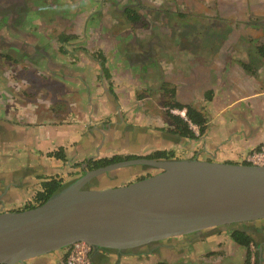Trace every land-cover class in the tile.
Here are the masks:
<instances>
[{
	"label": "crops",
	"instance_id": "crops-1",
	"mask_svg": "<svg viewBox=\"0 0 264 264\" xmlns=\"http://www.w3.org/2000/svg\"><path fill=\"white\" fill-rule=\"evenodd\" d=\"M65 1L77 6L80 1L86 0H60L62 5ZM125 1L121 0L122 3ZM224 1L232 0H217V10L220 15L230 16L231 11L229 12L222 4ZM50 5L52 6L45 3L46 11L40 15L43 25L51 26V30L43 32L46 38L51 37L52 29L57 27L54 24L59 23L58 18L60 22H69L71 20L69 17L74 15L72 23L77 24L78 20H82V16L89 17L91 13L72 11V14H67V7L62 12L65 6H60L59 15L56 7L53 10H56L55 23L47 13ZM238 7L240 5L236 4V8ZM233 14L235 13H231L232 17ZM88 21L85 19L82 23L86 25ZM59 34L68 35L61 31L57 37ZM72 34L77 35L76 32ZM31 37L24 42L28 53L35 54L33 57L35 61L30 59L32 61L25 64L28 65L30 74L39 75L33 65L39 62L41 67H46V78L37 82L32 80L21 81L22 84L14 83L16 86L11 83L12 87L18 90L23 87L22 94L15 88L17 92L6 94V101L0 97V211H15L31 202L44 179L58 178L64 184L71 182L80 174L79 167L74 168L73 165L85 163L88 158L94 156H97L94 159L97 160L115 155L138 156L143 151L149 155L157 150H171L176 159H191L195 156L197 160L202 161L239 163L247 152L264 144V111L258 109V105L264 103V85H261L262 81L250 62L241 60L222 64L219 66L221 73L217 75L212 72L216 64L205 61L191 62L189 58L187 63L182 62L180 58H175V55L189 54V50L184 47L167 48L159 45L156 41L157 32L153 34L150 32L145 39H141L145 40L143 46L137 45L134 39L131 47L121 45L112 47L113 58L104 56L112 68V71L108 72L110 77L108 83L105 84L104 81L96 79L97 63L92 57L91 50H88L90 53L79 50L77 54L78 50L67 51L68 47L62 49L61 46H54L52 41L49 45L46 43L44 47L39 48L37 44L39 36ZM137 37L139 39L138 35ZM149 37L152 39L149 40ZM73 41L74 44L78 43L76 40ZM117 42L119 44V41ZM153 42H157L156 45H153ZM146 43L147 46H144ZM69 44L70 42L67 45ZM159 54L172 55L174 59L167 61L169 64H163L161 73L157 74L162 78L161 85L158 79L156 80L158 85H148L147 82L151 80L149 74L153 69H136L135 66L140 65L139 62L142 60L144 64L147 56ZM83 55L86 56L85 59ZM247 55L253 56L250 51ZM254 55L264 59L257 54L256 48ZM123 56H126L131 64L124 59L123 61L118 59ZM175 59L178 60L174 61ZM116 60L121 62L115 64ZM209 60L214 61V56ZM69 61L75 64L72 65ZM243 64L250 66L251 71L245 70ZM153 66L156 67V62ZM136 71L140 74H136ZM157 75L155 78H158ZM164 83L167 84V93L161 95L159 91ZM8 84L7 86L0 84V87L9 88ZM146 85L148 89L153 86L152 89L156 90L153 93L157 94V97L164 96L163 101L178 102L200 110L206 118V133L198 140L190 141L170 133L173 127L171 121L157 116L147 119L138 113L135 115L130 113L125 120L123 112L130 109L125 110L124 104L130 108L135 102L132 101L135 93L141 89L147 90ZM170 89L174 90L173 97ZM208 92L211 96L209 101L205 99ZM146 99L150 98L144 100ZM202 100L208 102L206 104L208 106L197 105ZM243 108L244 110H241ZM112 112L116 119L102 122V119ZM59 148L64 149L65 162L48 156ZM181 152L186 158L179 157ZM180 247L183 249V255L173 254V249ZM164 250L165 253L161 255ZM242 250L230 236L223 235L222 232L210 234L199 232L154 243L144 252L139 251L132 255L117 256L114 253L94 252L92 262L180 264V258L184 263H190L192 253L197 255L196 260H203L205 258L201 256L210 252L215 253L217 263H221L223 259L238 256ZM64 253V250L55 251L29 259L24 264H61ZM261 258V264H264V251Z\"/></svg>",
	"mask_w": 264,
	"mask_h": 264
},
{
	"label": "water",
	"instance_id": "water-1",
	"mask_svg": "<svg viewBox=\"0 0 264 264\" xmlns=\"http://www.w3.org/2000/svg\"><path fill=\"white\" fill-rule=\"evenodd\" d=\"M134 166L157 173L121 186L97 183ZM80 170L42 205L0 211V264H24L76 242L91 246L92 255H132L199 232L246 233V223L264 220V167L142 157Z\"/></svg>",
	"mask_w": 264,
	"mask_h": 264
},
{
	"label": "rangeland",
	"instance_id": "rangeland-1",
	"mask_svg": "<svg viewBox=\"0 0 264 264\" xmlns=\"http://www.w3.org/2000/svg\"><path fill=\"white\" fill-rule=\"evenodd\" d=\"M73 2L76 3V1ZM216 2L217 0H126L125 3H122L121 0H86L80 1L77 6H72V4L67 1H65L63 5L62 2H60V6H65L62 12H64L65 8L67 7V14H72V11L73 13L74 11H89L91 13H89V17L85 14L86 16H82V20H78L79 22L77 24H74L72 23V19L75 18L73 17L74 15L72 17H69L71 19L69 22H60V19L58 18L59 23H56V10L51 12V14L47 12L49 18L51 17L52 22H55L56 24L54 25L57 26H54L55 28L52 29L51 38L47 41L48 45L52 41L54 46H61L62 48L63 45H60L53 37H55L61 30L66 32L68 35H73L72 33L76 32L77 35H75V40L76 42L78 41V43L74 44V41H71L69 45H64L66 48L68 47L69 50L67 51L74 52L75 50H78V54L79 50L81 49L86 50L87 52H89L88 50H91L95 54L101 52L103 56H109L110 59L111 57H114L111 54L112 47L118 45H121L123 47H131L134 39L136 40L137 45L143 46L142 43H144L145 40L141 41V39H145V36H147L150 32L152 34L154 32H157L158 40L156 41L159 43V45H163L167 48L179 47L180 49H182V47H184L189 50V54H181L179 56L175 55V58H180L182 62L184 61L187 63V58H189V61L191 62L205 61L207 63L216 64V66L212 68V72H215L218 75L219 73H221L219 71V68L222 64L243 60L244 62H250L252 67L257 71L258 77H260V81H262L261 85H264V59L255 57L254 55V48H256L260 44H264V0H232L222 2L224 7L227 8L229 12L231 11V13H235L233 14L234 17L231 16V13L230 16L220 15L217 10L218 7ZM236 4H239L240 7L236 8ZM60 6L57 3V14L59 15H61ZM129 9L134 10L138 15H140L143 18V21L147 22L145 24L148 27L140 28V24L130 23L126 17L125 12ZM41 13L44 14L45 12L42 11ZM85 19L89 20L86 25L82 23L85 21ZM50 27L51 26L47 27V25L43 26L42 21L40 23L36 22V24L32 25L29 29L31 32H37L39 29H41V33L43 34V32L46 31L45 29L51 30ZM137 35L139 36V39ZM150 39H152V37H149V40ZM117 41H119V44ZM157 42H153V45H156ZM144 46H147V43ZM249 51L253 54V56L247 55ZM105 52L106 54H104ZM84 55L83 59L86 58V56ZM212 56H214V61L209 60V58ZM118 59H121L122 61L124 59V61L131 64L130 60H128L126 56L118 57ZM173 59L174 57L172 55L167 54H159L153 56L150 55L147 56L144 64H142L144 62V60H142L141 62H139L141 64L135 67L136 69H153L152 73L149 74L151 80L148 81L147 84L153 86L158 85L156 81L158 79V82H160L159 84L161 85L162 78H159V75L157 74L161 73L160 70H162V67H164L163 64H169V62L167 61H173ZM177 60L178 59H175L174 61ZM17 62V65L11 66L8 63L5 64L0 61V84H4L7 86V84L9 83L8 85L10 86L9 88H7L6 86L0 87V92L2 91V93H0V97H2L4 101L7 100L6 94L10 95L13 91H16L17 88L14 87L16 86L14 85V83L22 84L21 81L34 80L37 82L38 80H41L39 78V75L29 73L30 71L27 67L28 65L25 66L26 64L23 63L22 60L19 59L17 60ZM69 62L70 64L72 63L71 61ZM120 62L116 60L115 64ZM155 62L156 67L154 68L153 64ZM106 63L105 67L107 69V72L112 71L110 62L107 60ZM157 63L159 65L162 64V66L157 65ZM73 64H75V62H73L72 65ZM154 69H156V71H154ZM96 72V79H100L104 81L105 84H107L108 79H105V74L98 64L96 66ZM135 73L140 74L139 71H136ZM156 75L158 76V78H155ZM135 76L136 75L134 74V79ZM140 80L142 81V79ZM11 83H13V87ZM153 86H151V89H148L146 85L147 90L141 89L137 91L134 95V98L132 99V101L135 102L130 106V108H128V106L124 104L125 110H131L123 112L124 119H128L127 116L130 113H134V115L138 113V115L144 116L147 119H149L151 116H157L170 122V119L167 117L166 109L164 107V104L169 103V101H163L165 100L164 96L157 97V94L153 93V91H156L152 89ZM23 90L24 88L22 87L18 91L22 94ZM3 91H6V93ZM148 92L150 94H148ZM159 92L161 95H165L167 93H164V87L162 86ZM148 97L150 99L144 100ZM207 103L208 102H205V100H202L200 103H197V105L206 107L208 106L206 105ZM244 108L246 107L244 106ZM244 108L241 110H244ZM258 109L260 111H264V103L258 105ZM114 119L116 118L112 112L108 117L102 119V122L106 123ZM190 143H188V145ZM143 152H140L138 156H147V153ZM179 157L186 158V155L181 152L179 154ZM195 158L196 157L194 156L191 159ZM125 170L128 169L124 168L116 170L109 173V175H106L105 177L109 176V178L107 177V180L104 181L103 185H125L127 183L134 182L141 175H145V173L149 172L151 175L157 173V171L155 170L146 168L145 172L134 171L136 173H134V176L131 175L129 177H123L120 174ZM244 227L250 229V231L254 230L247 225ZM241 228L243 229V227ZM220 230L222 231L223 235L229 236V231L225 230L224 228H221ZM257 241L259 242L260 239L258 238ZM181 247L173 249V254L182 256L183 249ZM254 247L256 261V244H254ZM163 253H165V251L162 252L161 255H163ZM214 254L215 253L209 252L201 256V258L205 259L196 260L197 255L192 253L190 257V263H184L180 258V264H243L246 251L242 250L241 253L238 256H234L233 259H223L221 263H217V259L215 258ZM255 261L254 264H257V262Z\"/></svg>",
	"mask_w": 264,
	"mask_h": 264
},
{
	"label": "trees",
	"instance_id": "trees-1",
	"mask_svg": "<svg viewBox=\"0 0 264 264\" xmlns=\"http://www.w3.org/2000/svg\"><path fill=\"white\" fill-rule=\"evenodd\" d=\"M126 17L129 22L131 23H140L141 26H146L145 22L142 21V18L140 15H138L134 10H127ZM76 37L73 35H65L61 34L58 36L57 40L61 44L69 43L73 40H75ZM82 50V49H81ZM86 51V50H82ZM257 54L264 58V44H260L256 47ZM92 57L95 59L96 63L100 66L101 70L105 74V79L109 80V74L107 72V69L105 67L106 58L102 55L101 52H98L97 54L93 53ZM243 68L245 70L251 71L250 66L243 64ZM167 84H163L162 87H164V93L167 92L166 86ZM163 89V88H162ZM171 96H174V90H169ZM206 93L205 99L210 100L211 96ZM164 107L166 109V115L170 119L172 128L169 131L172 134L177 135L179 138H185L188 140H198L201 136H203L206 133V118L204 114L197 110L196 108L190 106V105H183L178 102L173 103H165ZM171 110H178V111H184L185 112V118H182L180 115L172 114ZM190 125L195 126L198 130V133L196 134L190 127ZM258 148V147H257ZM255 148V149H257ZM49 157H53L57 160L66 161V156L64 153L63 148H59L56 151H53L48 154ZM136 158H142L140 156L130 155V156H121V155H115L111 158H100L97 160H90L88 162H80L77 164H74L73 167H81L84 166V169L90 171L94 170L100 167H104L116 162H121L124 160H131ZM145 158L148 159H154V160H170L174 158V152L171 150H157L153 153L145 156ZM128 170L123 171L120 175L123 177H129L132 175V172L134 171H141L145 172L146 167H140V166H134L130 168H126ZM151 176L150 173H145V175H141L137 178V180H141L144 178H147ZM65 184L62 182V180L58 178H50V179H44V181L41 183V188L38 192L35 193L33 196L31 202L23 206L22 208L15 210V211H23L26 209H31L38 207L45 203L55 192L59 191ZM230 239L238 245L240 248L244 249L246 251L245 254V260L243 264H250V252H249V246L250 244H256L255 240L252 236L247 235L243 232L233 230L229 232ZM256 262V261H255ZM156 264H168L166 262H157ZM256 264V263H255Z\"/></svg>",
	"mask_w": 264,
	"mask_h": 264
},
{
	"label": "flooded vegetation",
	"instance_id": "flooded-vegetation-1",
	"mask_svg": "<svg viewBox=\"0 0 264 264\" xmlns=\"http://www.w3.org/2000/svg\"><path fill=\"white\" fill-rule=\"evenodd\" d=\"M59 2L60 0H0V61L1 62L5 64L8 63L12 66V65H17L18 63L17 60L19 59L22 60L23 63H28V62L30 63L32 61L30 59H33V57H35L34 56L35 54L32 55L28 53V50L26 48V42H24V40L31 39L32 38L31 36H34V38H38L37 36H39V40L37 44L38 47L41 48L42 46L44 47L46 43L48 44L47 40L50 39L51 37L49 38L44 37V34L41 33L42 32L41 29H39L37 32L35 31L31 32L29 28H31L32 25L36 24V22L38 23L42 22L40 15L42 14L41 13L42 11L43 12L46 11L45 9L46 6H44L45 3L52 4V6L50 5V8H47L48 12L51 13L53 12L54 8L57 7V3L59 4ZM61 31L59 32L61 33ZM53 38L56 39L57 41L58 37L56 35ZM61 45H67V43ZM64 47L65 46H63L62 49ZM33 65L38 69V72L40 73L39 78L41 80H44V78H46L45 75L46 67L45 66L41 67L39 62H36ZM80 169L81 167H79L78 173H80L81 171ZM135 174L132 173V176H134ZM100 177H97L98 184H103L104 181L107 180V177L109 178V176L105 177L104 175ZM246 225L250 226L251 229H254L253 231H248V229H246L245 234L252 236L253 239L255 240L257 247L256 262L257 264H261V260H262L261 254L262 251H264V220L249 222L246 223ZM258 238L260 239L259 242L257 241Z\"/></svg>",
	"mask_w": 264,
	"mask_h": 264
},
{
	"label": "built area",
	"instance_id": "built-area-1",
	"mask_svg": "<svg viewBox=\"0 0 264 264\" xmlns=\"http://www.w3.org/2000/svg\"><path fill=\"white\" fill-rule=\"evenodd\" d=\"M170 112L175 115H180L182 118L186 119L184 111L171 110ZM190 127L196 134L198 133L197 131L198 129L195 126L190 125ZM238 164L264 167V144L260 145L257 149L247 152L242 157L240 163ZM63 250L65 253L61 264H93L91 259L93 249L85 242L73 243L72 245L68 246ZM249 252H250V264H254L255 261L254 244H250Z\"/></svg>",
	"mask_w": 264,
	"mask_h": 264
}]
</instances>
